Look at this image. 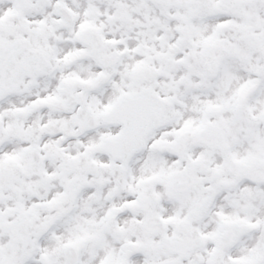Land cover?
Here are the masks:
<instances>
[{
	"label": "snow or ice",
	"instance_id": "6c2138e0",
	"mask_svg": "<svg viewBox=\"0 0 264 264\" xmlns=\"http://www.w3.org/2000/svg\"><path fill=\"white\" fill-rule=\"evenodd\" d=\"M0 264H264V0H0Z\"/></svg>",
	"mask_w": 264,
	"mask_h": 264
}]
</instances>
